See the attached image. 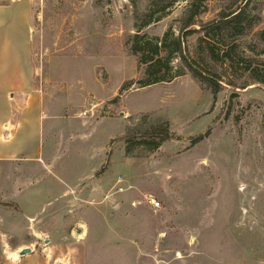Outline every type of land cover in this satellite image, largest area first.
Segmentation results:
<instances>
[{"label":"rangeland","instance_id":"obj_1","mask_svg":"<svg viewBox=\"0 0 264 264\" xmlns=\"http://www.w3.org/2000/svg\"><path fill=\"white\" fill-rule=\"evenodd\" d=\"M28 1L44 147L0 161V264H264V84L198 51L201 22L246 5L226 34L264 68V0ZM137 30L182 37L217 93L180 57L140 87Z\"/></svg>","mask_w":264,"mask_h":264},{"label":"crops","instance_id":"obj_2","mask_svg":"<svg viewBox=\"0 0 264 264\" xmlns=\"http://www.w3.org/2000/svg\"><path fill=\"white\" fill-rule=\"evenodd\" d=\"M31 20L28 0L0 3V161L42 157L46 111L33 97Z\"/></svg>","mask_w":264,"mask_h":264},{"label":"trees","instance_id":"obj_3","mask_svg":"<svg viewBox=\"0 0 264 264\" xmlns=\"http://www.w3.org/2000/svg\"><path fill=\"white\" fill-rule=\"evenodd\" d=\"M229 9L231 7L224 9L214 20L201 22V30L205 34L201 38L198 51L201 53L205 51L208 54V59L221 61L222 63L228 62L229 68L232 71L244 68V71H248L254 81L264 84V68L258 66V64L253 66L249 57L246 55L241 56L238 53L239 44L229 39V36L226 34L228 31L237 34V29L243 21L251 17V10L246 5L238 6L236 9ZM197 13L199 14V12L195 11L191 14V20L184 25V29H186L188 35L198 31L197 29L190 28L196 24L195 17ZM250 23L251 26L249 28L254 26L253 22ZM240 33L244 34L243 32ZM130 43V49L137 57L139 66L144 67V77L139 80L140 87L172 80L175 74L172 72L171 62L177 57H180L197 77L206 81L209 85L215 86V94L218 88L221 87L220 80L222 81V76L210 72L204 64L206 63L205 61L202 60L200 62L199 58H193L189 61L188 56L185 54L184 40L180 36L173 38L168 33L162 40H159L142 35L140 30H137L130 38ZM157 134V132H152L151 135L155 136ZM167 138L168 136H163L159 142H155L154 140L148 141L145 138L143 142L148 145L151 142L153 143L152 147L155 148Z\"/></svg>","mask_w":264,"mask_h":264},{"label":"built area","instance_id":"obj_4","mask_svg":"<svg viewBox=\"0 0 264 264\" xmlns=\"http://www.w3.org/2000/svg\"><path fill=\"white\" fill-rule=\"evenodd\" d=\"M147 202L152 205L153 207H159L160 202L152 195L146 196Z\"/></svg>","mask_w":264,"mask_h":264},{"label":"water","instance_id":"obj_5","mask_svg":"<svg viewBox=\"0 0 264 264\" xmlns=\"http://www.w3.org/2000/svg\"><path fill=\"white\" fill-rule=\"evenodd\" d=\"M33 250L30 247L23 248L19 251V256L31 253Z\"/></svg>","mask_w":264,"mask_h":264},{"label":"bare ground","instance_id":"obj_6","mask_svg":"<svg viewBox=\"0 0 264 264\" xmlns=\"http://www.w3.org/2000/svg\"><path fill=\"white\" fill-rule=\"evenodd\" d=\"M18 255H19V252H18Z\"/></svg>","mask_w":264,"mask_h":264}]
</instances>
